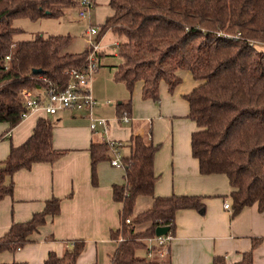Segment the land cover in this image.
<instances>
[{
    "label": "trees",
    "instance_id": "1",
    "mask_svg": "<svg viewBox=\"0 0 264 264\" xmlns=\"http://www.w3.org/2000/svg\"><path fill=\"white\" fill-rule=\"evenodd\" d=\"M78 5L79 0H0V124H8L10 131L22 122L24 91L50 86L63 90L73 70L87 67L86 51L68 50L70 35L15 41L23 31L14 27V21L61 18ZM110 7L113 15L106 19L102 33L123 38L114 82L124 85L130 95L143 83V98L156 103L161 83L174 91L181 83L178 73L189 71L198 83L185 98L197 126L191 148L201 175L228 177L234 217L252 206L264 213V50L257 47L264 45V0H111ZM131 107V97L117 104L120 120L130 117ZM53 130L51 120L39 119L31 137L0 160V201L13 195L15 173L40 163L54 164L67 153L54 148ZM127 145L125 182L113 185V199L122 209L120 228L111 233L116 246L111 264L166 262L168 258L161 260L157 253L151 260L139 254L146 252L145 240L155 237L158 227H168L175 237L178 213L203 211L205 197L156 196L159 176L154 166L161 145L135 136ZM119 147L123 146L119 143ZM90 154L92 183L97 185V166L110 160L111 146L94 143ZM139 198H148L151 205L136 214ZM60 204V199L52 198L29 221L14 223L0 237V255L29 244L48 217L59 215ZM259 243L254 240L253 250ZM84 249V241L70 243L63 256L50 252L45 264H77ZM253 250L232 264H254ZM213 264L228 263L216 256Z\"/></svg>",
    "mask_w": 264,
    "mask_h": 264
},
{
    "label": "crops",
    "instance_id": "2",
    "mask_svg": "<svg viewBox=\"0 0 264 264\" xmlns=\"http://www.w3.org/2000/svg\"><path fill=\"white\" fill-rule=\"evenodd\" d=\"M110 1L100 0L105 5L109 2V7ZM95 2L96 8L98 2ZM112 15L111 9L106 18ZM104 60L105 54L101 53V67L109 69L101 81L104 77L108 80L106 88L113 102L117 101V106L132 99L130 123L120 120L115 106V116L108 120L107 135L101 128L92 131L88 115L77 110H65L54 116L38 111L11 131L8 124H0L1 161L7 159L12 147L23 145L31 137L41 118H48L54 124V148L67 151L54 164L40 163L29 171L14 174L13 195L0 201V237L14 223L27 222L34 214L42 212L52 198L61 200L60 213L48 217L46 224L31 236L32 241L23 249L2 253L0 263L45 264L50 252L63 256L70 243L84 241L85 249L77 264H111L116 247L111 233L120 228L122 209V204L113 199V185L125 182V170L110 167L109 161L100 162L98 184L93 185L90 147L109 140L120 143L122 155L127 156L130 152L127 144L135 136L161 145L154 166L159 176L156 196H203L206 206L201 212L178 213L176 233L166 262L140 264H213L216 256H223L232 264L253 250L254 240L260 241L253 250L254 264H264V213L252 206L234 217L232 209L225 208L226 203H232L228 177L201 175L199 162L192 155L191 137L197 126L190 118V106L185 97L198 86L193 75L180 71L181 83L174 91L161 83L160 101L155 103L143 98V83L135 86L132 95L124 85L115 83L113 76L117 65L106 64ZM150 205V200L139 198L135 213Z\"/></svg>",
    "mask_w": 264,
    "mask_h": 264
},
{
    "label": "built area",
    "instance_id": "3",
    "mask_svg": "<svg viewBox=\"0 0 264 264\" xmlns=\"http://www.w3.org/2000/svg\"><path fill=\"white\" fill-rule=\"evenodd\" d=\"M95 0H79L78 17L88 23L84 30L83 38L86 41L85 51L87 52V67L80 70H73L70 73V84L63 90L50 86L48 89H40L35 92L24 91L22 100L25 112L22 114V121L35 112L42 111L47 115L54 116L65 110H77L87 114L90 118V128L97 131L101 128L105 135L109 132V122L106 119H95L93 117L97 101L93 96L91 81L99 72L101 66V36L102 28L96 27L91 22L92 11L95 8ZM38 92V93H36ZM122 122L130 123L131 118L124 117ZM111 146V158L109 160L113 167L124 169L123 155L119 143L108 141ZM225 208L231 210V205L226 203ZM127 220V223H130ZM174 237L167 235L157 236L145 240L146 258L151 260L155 253L163 260L169 255L171 242Z\"/></svg>",
    "mask_w": 264,
    "mask_h": 264
},
{
    "label": "rangeland",
    "instance_id": "4",
    "mask_svg": "<svg viewBox=\"0 0 264 264\" xmlns=\"http://www.w3.org/2000/svg\"><path fill=\"white\" fill-rule=\"evenodd\" d=\"M96 1L98 4L92 11L91 19L92 23L96 27L102 28L107 19L106 17H108L111 13V9L107 6L109 2L105 5L104 3H101L100 0ZM66 13L67 14L61 18H44L38 21H32L26 18L15 20L14 27L23 31V33L16 35L15 41L32 40L37 35H44L47 37L52 35H70L72 37V43L68 50L72 53H81L85 51L87 44L82 35L84 30L87 28L88 23L79 19L77 8H71L66 11ZM101 39L100 52L105 54L104 63L109 65H118L120 63V59L118 58V41L123 40V38L120 39L114 33L107 32L104 34L102 33ZM257 45H259L257 46L258 49L264 50V45ZM101 66H99V72L91 81L93 96L95 99L97 96V100L100 101L98 103L96 100L98 105H96V108H98L95 109L96 111H94L93 117L95 119H106L110 121V119L115 116L113 108L116 106L117 101L114 100L113 102V99L108 95L106 88L108 87V80L106 77H104L103 81H101L102 75L109 72L107 67ZM96 138L98 137L96 136ZM108 163L111 167L112 165L110 162ZM146 200H148V198ZM139 254L144 255L146 252L142 250Z\"/></svg>",
    "mask_w": 264,
    "mask_h": 264
},
{
    "label": "water",
    "instance_id": "5",
    "mask_svg": "<svg viewBox=\"0 0 264 264\" xmlns=\"http://www.w3.org/2000/svg\"><path fill=\"white\" fill-rule=\"evenodd\" d=\"M34 74H40L41 71L40 70H34L33 71ZM169 228L168 227H158L156 229V235L157 236H163V235H167L169 233Z\"/></svg>",
    "mask_w": 264,
    "mask_h": 264
}]
</instances>
